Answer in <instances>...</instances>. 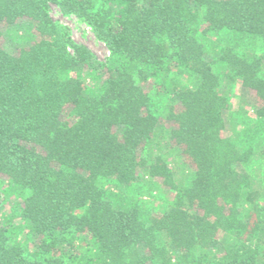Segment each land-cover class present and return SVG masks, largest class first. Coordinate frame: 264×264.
<instances>
[{
  "label": "trees",
  "instance_id": "16d2710c",
  "mask_svg": "<svg viewBox=\"0 0 264 264\" xmlns=\"http://www.w3.org/2000/svg\"><path fill=\"white\" fill-rule=\"evenodd\" d=\"M51 3L90 27L104 61ZM2 28L30 39L9 50ZM210 32L264 42V0H0V183L29 228L22 243L0 223V264H264V174L245 167L264 168L263 57L231 38L210 57ZM223 77L254 99L231 136Z\"/></svg>",
  "mask_w": 264,
  "mask_h": 264
},
{
  "label": "rangeland",
  "instance_id": "374dc122",
  "mask_svg": "<svg viewBox=\"0 0 264 264\" xmlns=\"http://www.w3.org/2000/svg\"><path fill=\"white\" fill-rule=\"evenodd\" d=\"M48 12L49 16L54 21L60 23L69 30L70 36L75 42L86 46L98 60L104 61L109 55L104 43L98 40L91 31L90 27L80 21L76 16L72 14H62L59 7L53 3L50 4ZM1 31L4 44L9 50L20 47L27 41V39H30V36L28 37L29 33L27 34L28 31H25V29H21V32H18L20 37H14L12 33L13 30L10 29L2 28ZM230 38L231 42L242 44L244 50L257 49L256 51L258 54H261L263 57L262 67L264 68V42L258 39H246L240 37V35L230 36L229 34L221 32H210L205 37L208 55L210 57L216 56L217 50H219L225 42L229 41ZM218 69L222 74L224 69L221 64ZM182 79L183 81H191L189 78L187 79L186 76H183ZM86 82L93 84L92 81L87 78ZM221 84L223 92L230 100L232 111L231 117H229V115L226 117V126L222 133L223 136H231L235 130L243 131L248 126V122L251 124L254 120L255 117L251 111L254 99L251 94H248L246 91L241 89L239 82L236 80L231 81L223 77ZM165 139L166 135L164 131L158 130L156 140L160 144V151L166 153L165 156L174 170L175 178L180 180L187 178L186 175L188 174L189 168L182 162L183 158L180 155H177V153L173 150L168 151L164 144ZM254 165H245L246 170L251 169L257 177L264 174V168L262 166L254 167ZM158 182L159 180L157 183ZM106 186L112 190L116 189L110 183H106ZM160 187L163 188L162 185ZM143 189L141 190L142 194L140 197L146 201V207L149 208L148 210L152 211V213L157 212L152 209L161 204L160 198L157 196L158 194L154 192V194L150 196ZM161 192L169 198L172 196L171 192H164L163 190H161ZM15 193L16 192H14L13 189H8L6 181L2 184L0 183V223L6 228V232L12 241L16 240L26 243L28 241L29 228L15 213L14 207L20 200V196ZM152 206L154 207L151 208ZM30 245L31 243L28 245L29 248L31 247ZM30 250H32V248H30Z\"/></svg>",
  "mask_w": 264,
  "mask_h": 264
}]
</instances>
